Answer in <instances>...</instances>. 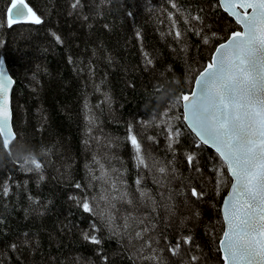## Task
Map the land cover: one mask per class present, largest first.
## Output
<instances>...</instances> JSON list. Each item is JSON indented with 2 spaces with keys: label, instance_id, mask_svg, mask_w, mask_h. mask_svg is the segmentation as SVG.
Returning <instances> with one entry per match:
<instances>
[{
  "label": "snow or ice",
  "instance_id": "6c2138e0",
  "mask_svg": "<svg viewBox=\"0 0 264 264\" xmlns=\"http://www.w3.org/2000/svg\"><path fill=\"white\" fill-rule=\"evenodd\" d=\"M106 4L108 0H68L67 15L90 29V18L103 17ZM166 4L159 9L158 20L164 25L159 35L182 64V72L177 74L171 63L162 71L156 69L155 58L142 44L140 49L145 73L179 85L165 96L166 103L153 108L150 119L132 118L125 135L115 137L105 132L85 95L82 164L55 145L42 147L46 157L60 152L62 163L56 171L75 190L68 193L67 202L87 222L78 236L94 246L93 256L64 254L63 237L72 235L76 223L65 217L45 227L50 202L28 192L23 212L33 226L5 230L10 240L0 249V264H264V0ZM43 19L30 0H5L0 9V29L5 33L18 29L20 35L30 36ZM103 27L111 28L108 23ZM49 34L55 45H64L60 34L51 29ZM135 36L142 39L139 30ZM0 47H8L6 36L0 38ZM100 48L92 47L87 63L71 54L66 59L74 72L86 73L103 98L96 108L103 110L102 105L111 108L112 100L101 87L107 72L95 79L93 60L101 58ZM102 58L109 64L114 61L106 49ZM5 64L6 59H0V143L11 135L10 150L24 133L15 130L10 98L14 80ZM125 83L135 87L132 81ZM33 131L43 138L42 127ZM160 138L163 155L158 154ZM121 140L131 149V181L130 169L116 151ZM13 164L33 174L39 184L53 160ZM77 167L80 178L74 174ZM11 196L9 176L0 182L5 208L18 204ZM201 227L207 239L195 235ZM105 240L115 242L111 254L103 247ZM53 245L63 260L52 251Z\"/></svg>",
  "mask_w": 264,
  "mask_h": 264
},
{
  "label": "trees",
  "instance_id": "16d2710c",
  "mask_svg": "<svg viewBox=\"0 0 264 264\" xmlns=\"http://www.w3.org/2000/svg\"><path fill=\"white\" fill-rule=\"evenodd\" d=\"M30 2L43 16L42 25H38L31 35H20L19 30L5 33L0 29V38L6 36L8 47H0V58L6 59V67L13 77L14 86L11 92V107L14 114L15 130L23 132L21 139L11 143L10 150L0 143V182L10 176L12 181V201H18L17 205L10 204L5 208L3 199H0V216L5 218V224L0 225V249L9 242L13 232L32 227L31 219L24 218L23 208L27 206L26 194L39 196L41 200L50 202L51 212L43 220L47 228H52L57 219L65 217L76 223L72 235L63 237L66 247L61 245L64 254L73 258L79 254L93 256V247L85 244L78 236L79 229L86 228L87 222L81 213L67 202V195L74 189L62 181L56 171L60 160V152L54 150L51 157H46L42 147L63 149L73 159H80L83 149L80 144L83 132V102L85 95L93 111L100 117L102 127L106 133L115 137H123L126 133V124L136 117L150 119L153 108L163 106L165 96L171 95L179 85L171 79H165L153 74L145 73L141 65L140 49H144L155 58V67L163 70L166 65L172 64L175 72H182V64L175 59L171 50L167 47L165 39L159 35L164 25L159 22L162 19L159 9L166 7V0H108L104 6L103 17L94 20L90 18L92 27L81 25L75 17L67 15L68 0H30ZM92 0H87L91 4ZM98 2V0H97ZM180 4L189 2L209 3L211 0H178ZM5 0H0V9L4 7ZM110 5V6H109ZM85 11H89L86 6ZM131 11L132 16L126 13ZM210 11V10H209ZM104 23L111 28L105 29ZM49 29L64 37L63 46L55 45L49 34ZM139 30L142 39L137 41L135 32ZM193 39H195L193 37ZM94 45H102L100 59L94 58L97 64V76L107 79L101 87L106 90L112 100L111 108L102 105L103 110L97 109L98 100L102 96L96 93L92 83L87 79L86 73L81 75L73 71V66L67 63V55L80 58L87 63ZM114 57L112 64L103 60L104 50ZM139 66L140 70L136 68ZM35 77V78H34ZM132 81L135 87H127L125 81ZM83 81V82H82ZM115 119H112V116ZM36 127H42L43 138ZM141 129L137 125V132ZM151 134H155L149 130ZM163 155V138L159 141ZM117 153L123 157L130 169L129 181L133 175L131 170V149L123 140L120 141ZM52 159L53 164L45 166L46 179L39 184L31 173H22L13 163L19 161L35 163L36 159ZM62 170V169H61ZM74 174L80 178V169L75 168ZM25 180L28 181L25 185ZM17 185L20 186L19 190ZM151 187V184L149 183ZM211 210H209L210 212ZM39 226L40 222H35ZM198 238L204 237L203 228L195 232ZM204 239H207L204 237ZM45 250L48 249L47 236H44ZM103 247L109 250L116 247L114 241L105 240ZM52 251L63 260L64 255L57 252L56 246ZM13 259H15L13 257ZM126 264V262H125Z\"/></svg>",
  "mask_w": 264,
  "mask_h": 264
},
{
  "label": "water",
  "instance_id": "95a60500",
  "mask_svg": "<svg viewBox=\"0 0 264 264\" xmlns=\"http://www.w3.org/2000/svg\"><path fill=\"white\" fill-rule=\"evenodd\" d=\"M0 59H3V58H0ZM5 70L8 72V70H7V68H6V65H5ZM13 86H14V84H13ZM13 88V87H12ZM11 92H12V89H11V91H10V98H11ZM12 141V137H11V135H9L7 138H6V140L3 142V145H4V147L7 149L8 148V144L10 143Z\"/></svg>",
  "mask_w": 264,
  "mask_h": 264
}]
</instances>
